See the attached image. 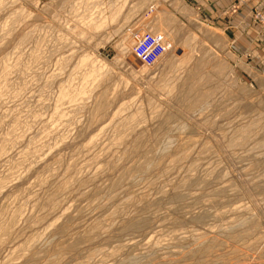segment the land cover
Wrapping results in <instances>:
<instances>
[{
    "label": "rangeland",
    "instance_id": "rangeland-1",
    "mask_svg": "<svg viewBox=\"0 0 264 264\" xmlns=\"http://www.w3.org/2000/svg\"><path fill=\"white\" fill-rule=\"evenodd\" d=\"M164 1L0 0V264H264L263 68Z\"/></svg>",
    "mask_w": 264,
    "mask_h": 264
},
{
    "label": "crops",
    "instance_id": "crops-1",
    "mask_svg": "<svg viewBox=\"0 0 264 264\" xmlns=\"http://www.w3.org/2000/svg\"><path fill=\"white\" fill-rule=\"evenodd\" d=\"M167 9L185 13V16H198L203 22L220 29L228 38L233 54L242 61L257 60L264 72V29L253 22L255 11L264 13V0H244L237 11L233 10L235 0H169ZM146 9L142 17L152 13ZM177 14H181V12Z\"/></svg>",
    "mask_w": 264,
    "mask_h": 264
},
{
    "label": "built area",
    "instance_id": "built-area-1",
    "mask_svg": "<svg viewBox=\"0 0 264 264\" xmlns=\"http://www.w3.org/2000/svg\"><path fill=\"white\" fill-rule=\"evenodd\" d=\"M235 2L233 9L237 10L244 3V0H235ZM254 17L256 22L264 25V14L256 13ZM132 53L144 65L153 66L165 55L166 47L161 37L150 32H144L135 37Z\"/></svg>",
    "mask_w": 264,
    "mask_h": 264
}]
</instances>
